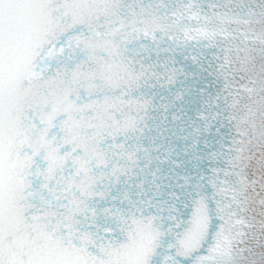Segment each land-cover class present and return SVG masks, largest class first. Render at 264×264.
<instances>
[{
    "label": "snow or ice",
    "instance_id": "snow-or-ice-1",
    "mask_svg": "<svg viewBox=\"0 0 264 264\" xmlns=\"http://www.w3.org/2000/svg\"><path fill=\"white\" fill-rule=\"evenodd\" d=\"M0 264H264V0H0Z\"/></svg>",
    "mask_w": 264,
    "mask_h": 264
}]
</instances>
